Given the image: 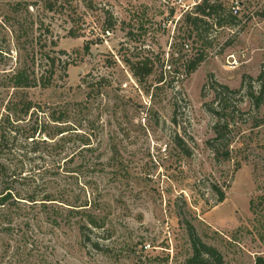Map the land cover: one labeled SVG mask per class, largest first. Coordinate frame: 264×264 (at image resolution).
Segmentation results:
<instances>
[{
  "label": "rangeland",
  "instance_id": "obj_1",
  "mask_svg": "<svg viewBox=\"0 0 264 264\" xmlns=\"http://www.w3.org/2000/svg\"><path fill=\"white\" fill-rule=\"evenodd\" d=\"M204 1L0 0V68L47 51L53 86L27 93L70 105L68 139L22 157L55 200L0 207V264H186L190 223L227 264L264 256V0H208L220 10L194 27Z\"/></svg>",
  "mask_w": 264,
  "mask_h": 264
},
{
  "label": "trees",
  "instance_id": "obj_2",
  "mask_svg": "<svg viewBox=\"0 0 264 264\" xmlns=\"http://www.w3.org/2000/svg\"><path fill=\"white\" fill-rule=\"evenodd\" d=\"M220 8L221 6L205 0L203 4L196 7V16L188 15L187 20L191 22L192 26L198 27V23L203 21L204 16L210 17ZM226 22H230V20ZM10 57V50L0 47V67ZM204 58V55L200 54L188 61L185 64L187 74L190 75L196 71ZM19 62L16 67L0 68L1 85L14 89V93L4 104V110L0 109V207L10 208L20 203H26L24 202L26 200L48 208L55 200L53 194L46 186L39 189L40 186H44L43 179L34 188L31 183L27 182L30 176L24 175L27 171L22 157L27 155L28 150L33 153L41 152L43 146L57 149L61 142L68 139L70 105L65 103L62 107H49L48 109L52 110L47 112V105L43 107L41 104H37L27 93L32 88L49 89L53 86V78L56 73L55 57H51L47 51H43L38 58L37 53L33 52L30 60H25L22 63L20 58ZM67 66L68 63H66L65 69ZM130 68L139 81L150 75L153 70L148 60L131 63ZM21 92L22 96L19 95ZM225 128L229 129V125H225ZM86 144L89 142L86 141ZM45 171L49 172L48 168H45ZM23 180V187L17 189L15 183ZM23 190L26 193H23ZM216 190L220 194V202L224 201V192L218 188ZM89 206L90 203L86 201L80 206L83 209H73L75 214L81 216L77 222L85 237H88L85 230L90 226H102L95 215L87 209ZM187 228L191 239L192 253L187 258L186 264H227L221 251L204 242L197 234L193 224L190 223ZM95 246L99 247L98 243H95ZM255 264H264V256L258 255Z\"/></svg>",
  "mask_w": 264,
  "mask_h": 264
},
{
  "label": "built area",
  "instance_id": "obj_3",
  "mask_svg": "<svg viewBox=\"0 0 264 264\" xmlns=\"http://www.w3.org/2000/svg\"><path fill=\"white\" fill-rule=\"evenodd\" d=\"M239 8H240L239 6H234V7H233V9H234V12H235V13H237V12H238V10H239Z\"/></svg>",
  "mask_w": 264,
  "mask_h": 264
}]
</instances>
